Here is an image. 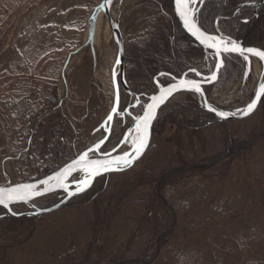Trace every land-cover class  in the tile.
Wrapping results in <instances>:
<instances>
[{"label":"rangeland","instance_id":"obj_1","mask_svg":"<svg viewBox=\"0 0 264 264\" xmlns=\"http://www.w3.org/2000/svg\"><path fill=\"white\" fill-rule=\"evenodd\" d=\"M101 1L0 0V186L56 171L106 118L114 62L110 71L105 65L116 45L103 14L95 60L88 46L65 67ZM147 1L126 0L119 17L133 88L146 74L136 46L166 25L163 0ZM259 25L264 31V20ZM254 82L249 95L238 93L237 81L231 90L218 86L208 102L239 108ZM129 101L124 95L121 111ZM165 104L148 152L129 170L99 179L59 210L0 218V264H264V97L250 117L225 123L202 108H172L183 101ZM131 123L116 119L106 149ZM228 142L245 144L235 150ZM59 200L52 195L34 206Z\"/></svg>","mask_w":264,"mask_h":264},{"label":"flooded vegetation","instance_id":"obj_2","mask_svg":"<svg viewBox=\"0 0 264 264\" xmlns=\"http://www.w3.org/2000/svg\"><path fill=\"white\" fill-rule=\"evenodd\" d=\"M148 1L150 3L154 2L153 0ZM160 7L164 9L165 28H153L152 33H149V38L142 45H138L135 48L138 56L137 61L140 64H144L145 68L143 70H145L146 74L137 75L138 82L135 88H133L131 81L127 79L125 74L126 84L129 90L135 94L134 96H130L122 88L120 89L118 110L121 108L124 95L128 96L130 101L124 106V110L119 112L124 113L127 108H132L129 111V115L126 114L125 118L122 119L123 121H125L126 117L137 116L144 108V105L148 103L149 98L158 92L159 86H166L183 77L206 84L211 82L210 77L215 73L213 83L201 87L207 100L214 88L224 85L231 90L232 85L230 87L229 85L233 84L234 81L238 83V93L249 95L251 83L264 78L263 61L251 55L249 56V62H246L239 54H226L223 57L222 66L217 69L215 67L217 57L214 50L208 47L205 48L197 43L180 27L174 14L172 0H163ZM195 7L197 8V23L207 34L222 36L225 40L235 41L245 48L264 51V36L260 35V37L258 31L260 28L259 24L264 20L263 0H246L245 2L238 0H205L202 2L198 1ZM125 50L124 46V63ZM192 69L196 71L193 72ZM255 82L253 90L257 88ZM183 97L175 102L183 101L184 104H176L172 108H192L191 110H193L194 114L197 112V108H201L199 103L197 104L191 97L187 96L184 100ZM228 106H223V108ZM233 106V104H230V107ZM163 108L170 107L166 106V104L160 106L154 121L153 130L160 118V114L163 112ZM214 118L216 117L214 116ZM199 123L202 124V119L199 120ZM103 149L107 150L106 147ZM110 175H105L100 179L107 180ZM53 195H57L58 199H60L59 201L64 198L62 193ZM22 206L29 207V210H39V208L34 206V203ZM23 213L28 212H22L21 214Z\"/></svg>","mask_w":264,"mask_h":264},{"label":"snow or ice","instance_id":"obj_3","mask_svg":"<svg viewBox=\"0 0 264 264\" xmlns=\"http://www.w3.org/2000/svg\"><path fill=\"white\" fill-rule=\"evenodd\" d=\"M202 2V0H199ZM106 4H110L111 0H105ZM198 0H175V11L180 16L184 23L185 28L202 44L206 47L213 49L217 57V63L215 67L219 69L223 64V57L226 54L237 53L244 61L249 62V56L258 57L261 61H264V51L254 48H243L235 41L225 40L222 36H213L202 31L196 20L197 8L195 5ZM116 63L119 64L120 60L117 59ZM195 72V69H192ZM198 74V73H197ZM215 79V73L211 77ZM116 72H113V82L115 84ZM180 90L193 91L200 93L201 88L195 80H182L179 84H171L167 88H161L159 95L151 97V103L147 104L143 115L137 117L135 122V128L133 129V135L130 139H126L125 143L129 144L132 151H124L122 155L112 157L110 153H105L109 158L107 159H95L90 156L100 150L103 141L95 143L94 147L90 146L87 151L82 153L78 159H75L71 164L62 168L54 175L47 177L39 182L44 187L41 189L37 184H17L14 187H0V206L9 208L10 204L24 202L27 203L37 196L43 195L48 192L55 191L56 189L64 190L68 196L76 195L85 191L91 186L92 180L105 172L109 171H121L127 167H130L136 159L142 155L143 150L147 147V141L149 137V129L152 120L155 119L156 110L161 104H163L168 97L173 93ZM262 94H264V83H262L259 89L255 92V98L247 105V108L243 111L244 115H248L253 111L260 101ZM210 110H214L211 109ZM113 113L117 112L116 108L112 109ZM222 118H225L228 114L224 112L217 113ZM112 115H109L107 122H111ZM106 122V123H107ZM74 172H80L79 178L73 176L75 182L74 190H70L67 183L68 177L72 176Z\"/></svg>","mask_w":264,"mask_h":264},{"label":"water","instance_id":"obj_4","mask_svg":"<svg viewBox=\"0 0 264 264\" xmlns=\"http://www.w3.org/2000/svg\"><path fill=\"white\" fill-rule=\"evenodd\" d=\"M125 1L126 0H111L110 4H106L105 0L101 1V3L98 5V7L95 8L94 14L91 17V23H90V27H89V30H88L87 40L85 41V43L83 44V46L81 48H79L78 50H76L75 52H73V53H71L69 55V57H68V59L66 61V64H65V67H66V65L69 63V61H70V59H71V57L73 55L77 54L79 51L85 49L88 46L91 48L92 53H93V49H94L93 44H94V36H95V21H96L98 15L100 13L103 14L104 19H106V22H107V25H108V28H109V32L111 34V39L114 41V43L116 45V58H115V62H114V65L112 66V71H111L112 72V74H111V76H112V85H113V89L115 91V94H114L112 105L110 107V110H109L106 118L103 120V122L100 124V126L94 131V134H99L100 137L90 146L94 147L95 143L100 142L101 140L103 141L99 151H97L94 155L92 153H90V156H92L95 159H107V158H109V157H107L105 155V153H110L112 157H115V156H118V155H122L124 151H132V149L129 146V144L125 143V140L126 139H130L131 136L133 135V129L135 128L136 119H137V117L143 115V112H144L147 104L151 103V97L154 96V95H159L161 88H167L171 84H179L182 80H191V79H186V78L183 77L181 79H177V80L173 81L172 83H170V84H168L166 86H159L158 92L156 94L152 95L149 98L148 103H146L144 105V108H142L141 112L137 116H133V115L130 116L131 119H132V123H131V125L128 128L125 129V132L123 133V135L120 138V140L118 141V143L115 146H113L112 148H110V149H107V150L103 149L108 144V141H109V139L111 137L112 130H113V127L115 125L116 119H120V118L124 119L125 115L126 114L129 115V111H130V109H132V108H127V110L124 113H120L119 112L118 104H119L120 89L122 88V90L125 93H127L128 95H130V96H134L135 95L132 91L129 90V88H128L127 84H126V81H125V73H124V40H123L122 34L120 32V28H119V17H120L122 8H123V3ZM202 1H205V0H202ZM172 6H173L174 14L176 16V19H177L180 27L185 31V33H187L197 43L205 46L204 44H202L200 42V40H198L196 37H194L185 28L183 21L181 20L180 16L175 11V0H172ZM243 48H245V47H243ZM93 57H94V60H95V54L94 53H93ZM256 58H258V57H256ZM117 59L120 60L119 64L116 63ZM263 63H264V61H263ZM114 71L116 72L115 84L113 82V72ZM210 80H211V82L206 83V84L202 83V82H198V81L197 82L199 83L200 88H201L203 85H209V84L213 83L212 82L213 79L211 77H210ZM262 83H264V78L259 81L255 92L259 89V87H260V85ZM179 92H184V93H187L189 95L194 96L197 99L200 107L204 111L213 114L216 117V119L219 122H221V123H225V122H228V121H238V120H242V119L250 117L256 111V109L258 108V106H259V104L261 102V99L264 96V94H262L260 101L257 102V105H256V107H255V109L253 111H251L248 115H244L243 111L247 108V105L255 98V92H254L253 96L246 102V104H243L239 108H235V109L218 108V107H215L214 105L210 104L208 102L207 98L205 97L204 93L202 92V88H201V92L200 93H195L193 91H188V90H180V91H177V92L173 93V95H175L176 93H179ZM172 96L168 97V99L163 104L167 103ZM163 104H161L160 106H162ZM160 106L156 110L155 119H156V117L158 115V111L160 109ZM113 108L117 109L116 113L112 112ZM210 108L214 109V110H210ZM219 112H224V113H227L228 115L225 118H222L219 115H217V113H219ZM109 115L113 116V119H112L111 122H107V118H108ZM155 119L152 120V122L150 124L149 137H148V141H147V147L143 150L142 155H140L139 158L136 159L134 161V163L130 167H127V168H125L124 170H121V171H109V172H105V173H103L101 175L96 176L92 180L90 187H88L85 191L80 192V193H78L76 195L68 196V194L64 190L56 189L55 191L48 192V193H45L43 195L37 196V197H35L34 199L30 200L27 203H24V202L13 203V204L9 205V208H4L3 206H0V209L4 210L6 212V214L0 216V218H6L8 216H14V217H20V216L37 217V216H40V215H43V214H46V213H50V212L59 210V209L63 208L64 206H66L72 199H74V198H76V197H78L80 195H83V194L87 193L88 191H90L95 186L96 182L101 177H103L105 175H108V174H112V173H120V172H123V171H126V170L130 169L139 160H141L146 155V153L148 152V150L150 148V145H151V142H152V138H153V125H154ZM90 146L89 145L86 146L72 160H70L69 162H67L66 164L61 166L59 169H57L56 171L52 172L51 174H49V175H47V176H45V177H43V178H41L39 180L33 181V182H25V183H17V184L34 183V184H37L42 189L44 186L39 184L40 181L46 179L47 177H49L51 175H54L56 172L60 171L64 167H66L68 164H71L75 159H78V157L82 153L87 151ZM80 175H81L80 172H74L72 174V176L68 177L67 183L69 184L70 190H74V188H75V182L73 180V176L79 178ZM17 184L7 183V184L2 185L0 187H14ZM56 193H62L64 195V198L61 199V201H59L57 204L51 206L50 208L39 209L37 211L28 212V213H24V214H15L12 211V208L15 207V206L30 205L32 203H35V202H37V201H39V200H41V199H43L45 197H48V196L56 194Z\"/></svg>","mask_w":264,"mask_h":264},{"label":"bare ground","instance_id":"obj_5","mask_svg":"<svg viewBox=\"0 0 264 264\" xmlns=\"http://www.w3.org/2000/svg\"><path fill=\"white\" fill-rule=\"evenodd\" d=\"M99 20H100V14L98 15V17H97V19H96V21H95V36H94V42H96V44L99 42V33H100V31H99ZM107 27H108V25H106V28H105V30H107ZM120 28V27H119ZM120 32H121V34H122V37H123V40H124V35H123V31H121V29H120ZM106 33V32H105ZM205 48H207L206 46H204ZM105 57H108V55L107 56H104L103 58L104 59H106ZM116 58V57H115ZM255 59V58H254ZM107 60V59H106ZM113 60H114V58H113ZM112 59L111 60H108V64L107 65H105V66H107L106 67V70H108V71H110L111 70V66H112V64H113V62H115V60L113 61ZM257 61V60H256ZM107 71V72H108ZM106 72V73H107ZM112 77V76H111ZM112 79V78H111ZM106 85V84H105ZM113 86V85H112ZM111 92H112V90H111ZM114 94H115V91H114V89H113V97L111 98L112 100L111 101H113V98H114ZM184 92H179V93H176L175 95H173L170 99H169V101H177V100H181L182 99V97L184 96ZM168 101V102H169ZM215 104V103H214ZM218 107H220V108H223V103H221V104H219V106ZM227 108V107H226ZM119 109V108H118ZM99 138V134H96V135H94L89 141H88V145L90 146V145H92L97 139Z\"/></svg>","mask_w":264,"mask_h":264},{"label":"trees","instance_id":"obj_6","mask_svg":"<svg viewBox=\"0 0 264 264\" xmlns=\"http://www.w3.org/2000/svg\"><path fill=\"white\" fill-rule=\"evenodd\" d=\"M259 33H260V31H259ZM262 35H264V31L262 30L261 31V36ZM259 36H260V34H259ZM243 144H245V143H237V142H228V145L227 146H231V147H234L235 148V150H237L241 145H243Z\"/></svg>","mask_w":264,"mask_h":264}]
</instances>
